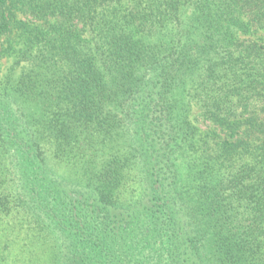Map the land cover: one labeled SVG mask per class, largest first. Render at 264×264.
Segmentation results:
<instances>
[{
    "label": "trees",
    "instance_id": "1",
    "mask_svg": "<svg viewBox=\"0 0 264 264\" xmlns=\"http://www.w3.org/2000/svg\"><path fill=\"white\" fill-rule=\"evenodd\" d=\"M0 264H264V0H0Z\"/></svg>",
    "mask_w": 264,
    "mask_h": 264
}]
</instances>
